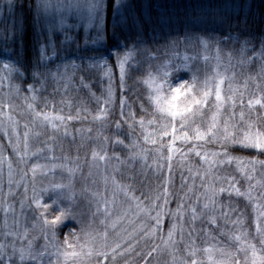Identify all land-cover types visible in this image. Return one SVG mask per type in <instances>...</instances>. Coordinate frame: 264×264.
Returning a JSON list of instances; mask_svg holds the SVG:
<instances>
[{
	"label": "snow or ice",
	"instance_id": "1",
	"mask_svg": "<svg viewBox=\"0 0 264 264\" xmlns=\"http://www.w3.org/2000/svg\"><path fill=\"white\" fill-rule=\"evenodd\" d=\"M187 7L0 0V264H264V0Z\"/></svg>",
	"mask_w": 264,
	"mask_h": 264
},
{
	"label": "trees",
	"instance_id": "2",
	"mask_svg": "<svg viewBox=\"0 0 264 264\" xmlns=\"http://www.w3.org/2000/svg\"><path fill=\"white\" fill-rule=\"evenodd\" d=\"M124 3H131L134 8H135V12L137 15H142L144 13H148L150 14L153 18H155L157 15H164V16H170L172 17L174 20L179 19V20H183L185 17V13L188 11V7L189 5H191L193 3V0H123ZM247 3L252 4L254 6V9H260L261 7V0H247ZM111 10H109V29L111 28ZM29 55H31V53H29ZM114 57H113V62H114ZM191 74H188L186 76H183V79H190ZM102 85L100 84H95L94 88L97 92V94H99L100 89H101ZM83 95V94H82ZM17 103H20L19 101H17ZM90 104L92 107H95V102L94 101H90ZM15 115V113H14ZM23 120L24 117H21V125H20V132L23 133L24 128H23ZM74 127H79V125H74ZM14 139V137H13ZM0 141H3V143L6 145L7 144V139L3 136V133L0 132ZM70 143V139L69 140H65L64 144L67 147V145ZM38 143L36 141L32 142V149L35 150L36 147H38ZM7 152L9 154H11V148L10 146L7 147ZM59 149L57 150V155H59ZM242 155H254V153H241ZM36 162V161H33ZM6 164V163H5ZM6 165L4 166L5 169ZM234 167V166H233ZM6 171L4 170V187L6 188L7 186V176H6ZM19 177V176H17ZM238 178L241 180V186L242 187H246L247 186V181L244 180L243 178H240L238 176ZM177 183H179V179L177 178ZM22 191V189H21ZM258 191H260L258 189ZM225 202H227V197H224ZM239 207L243 208L245 205V201L243 200V198H241L238 201ZM19 207L18 203H17V208ZM172 207L175 208V203L172 204ZM249 213H251V209L249 208ZM0 218H2V213H0ZM31 221H28V224L30 225ZM221 223L223 224V221H221ZM230 227V226H229ZM64 231L66 232L67 229L65 228ZM63 238L62 234H61V239Z\"/></svg>",
	"mask_w": 264,
	"mask_h": 264
},
{
	"label": "rangeland",
	"instance_id": "3",
	"mask_svg": "<svg viewBox=\"0 0 264 264\" xmlns=\"http://www.w3.org/2000/svg\"><path fill=\"white\" fill-rule=\"evenodd\" d=\"M40 162H45V161H44L43 159H41ZM5 165H6V167H5L4 170L6 171L5 173H6V176H7V164H5ZM5 165H4V166H5ZM16 178L19 179V177H16ZM4 188H5V187H4ZM5 191H7V186H6V188H5Z\"/></svg>",
	"mask_w": 264,
	"mask_h": 264
}]
</instances>
